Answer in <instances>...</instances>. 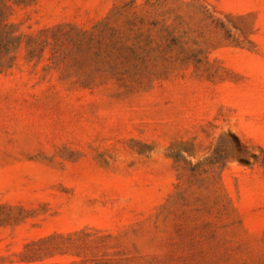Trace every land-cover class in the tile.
<instances>
[{"label":"rangeland","instance_id":"1","mask_svg":"<svg viewBox=\"0 0 264 264\" xmlns=\"http://www.w3.org/2000/svg\"><path fill=\"white\" fill-rule=\"evenodd\" d=\"M0 264H264V0H0Z\"/></svg>","mask_w":264,"mask_h":264}]
</instances>
